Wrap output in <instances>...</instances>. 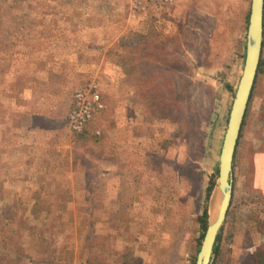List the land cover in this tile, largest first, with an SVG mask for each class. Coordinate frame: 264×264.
Returning a JSON list of instances; mask_svg holds the SVG:
<instances>
[{"label": "rangeland", "instance_id": "obj_1", "mask_svg": "<svg viewBox=\"0 0 264 264\" xmlns=\"http://www.w3.org/2000/svg\"><path fill=\"white\" fill-rule=\"evenodd\" d=\"M249 8L250 0H0V264H195ZM262 35L211 264H264V196L245 146L264 132V25ZM91 82L103 109L72 133L71 97ZM35 106L65 122L55 125V147L27 130ZM255 139L264 145V133Z\"/></svg>", "mask_w": 264, "mask_h": 264}, {"label": "water", "instance_id": "obj_2", "mask_svg": "<svg viewBox=\"0 0 264 264\" xmlns=\"http://www.w3.org/2000/svg\"><path fill=\"white\" fill-rule=\"evenodd\" d=\"M264 0H250L242 74L229 111L219 152L217 188L220 203L205 230L195 264H211L213 247L223 225L232 196V163L248 102L254 86L263 43Z\"/></svg>", "mask_w": 264, "mask_h": 264}, {"label": "crops", "instance_id": "obj_3", "mask_svg": "<svg viewBox=\"0 0 264 264\" xmlns=\"http://www.w3.org/2000/svg\"><path fill=\"white\" fill-rule=\"evenodd\" d=\"M20 108H18L15 112H17ZM261 112H264V104L261 106ZM53 110V111H52ZM31 113H29L28 118H29V125L27 127V130L31 131V134L33 133H37V135L39 134L42 137H45L46 143L48 146V140H49V146L55 147V144H53V141L55 140V131L57 132V125L65 123L60 121V117H58L59 115L57 114V111H54L53 107H48L46 109L41 110L38 109L37 106L34 107L33 110L30 111ZM65 113V112H64ZM19 114V113H18ZM64 116V115H63ZM64 117H63V121H64ZM41 120H45V123H42ZM56 125V126H55ZM21 127V126H20ZM117 127V126H116ZM115 127V128H116ZM6 128V126H3V129H1V134H0V143H3V130ZM20 129H14V131H19ZM5 132V130H4ZM59 132V131H58ZM60 133V132H59ZM263 129H258L256 131V135L254 136V140H250L249 138V142L248 143H244L245 146H247V157H248V166H249V170L252 172V174L255 177V182H256V186L253 185L252 186L256 189H258V192L260 194H262L264 196V191H263V184H264V145L261 144L260 147H256V139H260V137L262 136ZM107 134L106 131H102V139H105V135ZM109 137L113 136V129H111V125H110V131L108 132ZM45 135V136H44ZM6 136V135H5ZM50 138V139H49ZM53 138V139H52ZM57 139V138H56ZM247 139V138H246ZM44 143V142H43ZM42 143V144H43ZM112 143V141H111ZM38 144V142H37ZM114 144V143H113ZM114 146H116L114 144ZM241 168V167H240Z\"/></svg>", "mask_w": 264, "mask_h": 264}, {"label": "built area", "instance_id": "obj_4", "mask_svg": "<svg viewBox=\"0 0 264 264\" xmlns=\"http://www.w3.org/2000/svg\"><path fill=\"white\" fill-rule=\"evenodd\" d=\"M99 87L95 82L75 91L67 114V126L72 133H82L93 116L103 109Z\"/></svg>", "mask_w": 264, "mask_h": 264}, {"label": "bare ground", "instance_id": "obj_5", "mask_svg": "<svg viewBox=\"0 0 264 264\" xmlns=\"http://www.w3.org/2000/svg\"><path fill=\"white\" fill-rule=\"evenodd\" d=\"M209 197L210 198L208 201V210L206 214L208 215L209 222H212V220L216 216V212L218 210L219 203H220V197H219V191L217 188V184H216V188L212 189Z\"/></svg>", "mask_w": 264, "mask_h": 264}, {"label": "trees", "instance_id": "obj_6", "mask_svg": "<svg viewBox=\"0 0 264 264\" xmlns=\"http://www.w3.org/2000/svg\"><path fill=\"white\" fill-rule=\"evenodd\" d=\"M263 25H264V19H263ZM262 65V61H260L259 62V66H258V68L260 67ZM126 67H122V70H123V72H124V74L125 75H127V68L125 69ZM147 80H148V77H147V79H146V77H143L142 75L140 76V78L138 79V82H140L141 84H143L144 86H145V84L147 83ZM149 94V92H147L146 91V93L144 94V97H145V95H146V97H147V95ZM66 123H67V120H66ZM83 133V132H82ZM80 134V133H79ZM213 186H214V181L212 180V181H210V187L208 188V190H207V195H209L210 194V192L212 191V188H213ZM206 216H207V214L205 213V212H203V229L205 230V220H206ZM216 251H217V249H216V247L215 248H213V253H216Z\"/></svg>", "mask_w": 264, "mask_h": 264}]
</instances>
